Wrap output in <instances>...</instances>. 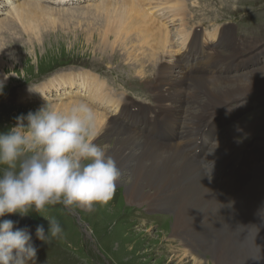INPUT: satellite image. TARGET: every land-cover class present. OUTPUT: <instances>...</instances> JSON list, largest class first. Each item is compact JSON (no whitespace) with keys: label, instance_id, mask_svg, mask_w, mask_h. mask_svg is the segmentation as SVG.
<instances>
[{"label":"bare ground","instance_id":"1","mask_svg":"<svg viewBox=\"0 0 264 264\" xmlns=\"http://www.w3.org/2000/svg\"><path fill=\"white\" fill-rule=\"evenodd\" d=\"M71 1L23 0L9 11L12 18L0 21V33L19 26V29L10 32L18 34L19 31L20 35H24L22 38L26 42L19 39L23 46H36L38 42L35 41L41 39L44 29L52 30L57 19H60L61 25L66 26L72 19H87L90 15L96 20L95 11H98L102 15L98 31L90 32L87 29L85 35L88 39L92 38L91 41L100 36L105 37V53L116 52L118 45L122 47L121 53L128 63H133L134 68L143 62L140 60L141 53L145 55L142 67H147L148 61L158 67L160 58L157 57V52H171L174 56L181 50L173 42L170 31L165 29L164 22L155 18L156 15L153 16L151 6L154 3L151 4V1L103 0L97 7L88 6L83 10L54 8L52 5L57 3L58 6H65ZM221 4L224 6L228 3ZM173 12L176 15L185 14L180 9ZM191 30L184 27L177 32L178 35L185 34L182 51L186 50L180 60L158 67L159 83L156 85L150 78L145 80L148 89L153 94L158 93L155 98L158 101L153 99L157 109L159 108L158 112L149 109L150 105H129L95 78V87L90 86L89 89L90 94L99 98L94 101L98 103L92 105L91 102L73 99L63 101L59 108L66 110L76 102H85L95 111L97 135L94 142L105 148L108 155L116 160L122 172L118 184L125 190L127 200L135 205L147 204L150 207H162L163 210H167L169 204L173 219L172 238L180 244L178 250L181 254H185V257L189 255L193 264L205 262L204 254H198L202 249H208V264H237L238 261H243L244 264H264V176L261 177L264 165L255 166L258 159L264 156V146L250 144L240 155H235L237 145L233 138L239 132L235 134L236 129L240 127L231 125L240 117L245 104L249 108L256 107L248 100V95L256 93L249 92L264 90V61L253 67L255 69L250 64L251 59L264 55V44L260 42L256 45L254 42L243 52L240 50L237 54L222 56L218 48L209 43L202 44L200 28V38L191 33ZM228 33H231V38L226 37ZM215 37L218 39L216 42L221 44L229 40L231 47L235 49L237 43L233 41V29H219ZM187 49L195 52V55L190 54L195 62L205 59V64L209 67L207 69L204 66V72L199 76L191 74V71L187 72L182 63ZM210 57L218 60H210ZM4 64L0 62V71L3 73ZM223 70H237L239 75L221 74ZM71 78L73 77H69L66 82ZM69 84L65 83V86L68 87ZM164 84H170V87L165 88ZM70 86H73L72 82ZM105 100L116 108L122 105L119 117L123 118V122L124 114H129L128 110L131 113L140 112L138 116L145 122L150 133L133 132L124 123L120 124L116 118H111L113 115L109 116L101 110L99 103L102 104ZM183 107L186 108L181 111ZM222 129H225L221 132L223 137L217 143L209 144L210 136L213 137ZM189 132L195 134L193 139H189ZM249 153L255 155L254 158L249 157L254 161L251 165L247 162ZM216 155L219 157V168L214 171L213 157ZM252 169L256 171L253 173ZM237 173L243 180L238 178ZM218 174L225 179L219 178V183L214 185L213 177L215 179ZM250 180L252 182L248 183ZM227 185L235 188L234 194L226 192ZM252 197L256 208L250 212L247 203Z\"/></svg>","mask_w":264,"mask_h":264},{"label":"rangeland","instance_id":"2","mask_svg":"<svg viewBox=\"0 0 264 264\" xmlns=\"http://www.w3.org/2000/svg\"><path fill=\"white\" fill-rule=\"evenodd\" d=\"M22 1L0 0V21L12 18L9 11ZM102 1L72 0L68 3L69 5L58 6L57 3L55 5L52 3V5L54 8L83 10L88 6L97 7ZM147 1H151V4L154 3L151 6L154 10L153 16L156 15L155 18L164 22V27L170 31L173 42L181 49L174 56L171 52L163 54L160 51L157 52V57L160 58L158 67L180 60L182 53L186 50L182 51L185 45L183 39L186 37L185 34L178 35L177 32L184 27L192 29L191 33L199 38L201 37L200 28L203 35L202 44L209 43V45L218 48L219 54L222 56L237 54L240 50L243 52L254 42L256 45L260 42L264 44V0ZM221 3L228 4L221 6ZM175 9L183 10L185 14L176 15L173 12ZM101 17L102 15L95 11L96 20L90 15L87 19H72L66 26L61 25L60 19H57L52 30L44 29L41 39L35 41L38 42L36 46H23L19 39L26 42L22 38L24 35H20L19 31L18 34L10 32L19 29V26H15L8 32L3 30L0 33V62L5 63L3 65L4 73L0 71V80H3L5 84L3 93L0 94V132H6L10 126L14 125L15 117L35 111L46 103L58 109L63 101H72L73 99L91 102L92 105L98 103L94 101L99 98L90 94L91 90L89 89L90 86L95 87V80L103 82L108 91L114 92V95L129 105H138L139 107L150 105L149 109L159 111L156 102H153L158 93L153 94L145 84V80L149 78L156 85L159 83L157 80L158 67L149 61L147 67H142V64H145V55L141 53L140 60L143 62L134 68L133 63H128L125 60V55L121 53L122 47L118 45L115 48V51L120 53L109 51L105 53L103 51L105 37L100 36L91 41L92 38L88 39V36L85 35V31L88 30L90 32L98 31ZM217 29L218 31L219 29L224 31L233 29V41L237 43L235 49L231 47L229 40L222 44L216 42L218 40L215 37L216 33L218 34ZM226 37L231 38V33L226 34ZM186 52L187 55L183 58L182 63L185 64L187 72L191 71V74L199 76L204 72V66L209 68L205 64V59L195 62L194 57L191 58L190 54L195 55L194 51L190 52L187 49ZM263 59L264 55L251 59V68L264 61ZM210 60L216 61L218 58L210 57ZM140 68H142L141 72ZM220 73L230 76L239 75L237 70L232 72L223 70ZM94 74L97 75V79ZM69 77L73 78L66 82ZM75 77L78 79H74ZM71 82L73 83L72 87L70 86ZM65 83L70 84L67 87ZM164 87L168 88L170 84H164ZM249 93H256L248 95V100L256 107L249 108L245 104L240 117L231 124L236 128L240 127L239 129L235 128V134L239 132L233 138V141L235 139L234 144L237 145L235 155H240L242 150L250 144L264 146V90H255ZM99 104L102 111L109 116L113 115L111 118H116L121 122L120 124L124 123L133 132L136 130L140 133H150L145 122L138 116L141 113L137 110L136 113H131L128 110L129 114H124L123 122V118L119 117L122 105L116 108L114 105L108 104L106 100ZM126 107L129 109L128 105ZM185 108L183 107L181 111ZM164 109L166 108L164 107ZM187 121H185L186 124ZM224 130L218 131L213 137L210 136L209 144L217 143L223 137L221 132ZM190 134L189 139H193L195 134ZM207 138L209 137L207 136ZM247 155L248 164H253V159L249 157L254 158L255 155L252 156L250 153ZM217 157V155L213 157L214 171L219 168V157ZM207 161H210V158H207ZM261 161H264V156L258 159L255 166H263L264 162ZM255 171L252 169L253 173ZM237 176L243 180L239 173ZM263 176L264 172L261 174V177ZM219 178L225 179L224 176L221 177L218 174L215 179L213 177L212 183L217 185ZM251 180L248 183L252 182ZM233 188L232 185H227L226 192L234 194L235 188ZM257 193L260 191L257 190ZM261 196H263L262 193ZM125 198L126 192L118 184L113 197L107 203L95 204L91 212L79 206L66 208L62 204H56L46 205L40 213L33 210L25 217L15 213L7 214L0 219H12L18 221L16 227L27 226L30 229L33 243L38 249L34 264H193L189 255L185 257V254H181V251L178 250L180 244L178 245L172 238L173 219L168 202L165 201L168 204V209L163 210L162 207H150L147 204L135 205L134 202ZM249 199L247 207L250 212H253L256 208L252 202L254 197ZM43 215L56 218L60 222L64 229L62 239L53 240L52 243L47 244L36 237L37 225L43 224L46 232L49 227V222ZM255 216L256 214L252 218ZM200 251L199 256L204 254L205 259V262L201 264H208L206 262L210 258V255L206 254L208 249ZM226 259L230 261L229 258ZM241 263L244 264L243 261L237 262V264Z\"/></svg>","mask_w":264,"mask_h":264},{"label":"clouds","instance_id":"3","mask_svg":"<svg viewBox=\"0 0 264 264\" xmlns=\"http://www.w3.org/2000/svg\"><path fill=\"white\" fill-rule=\"evenodd\" d=\"M4 86L0 80V94ZM15 121L0 132V217H25L56 204L91 212L113 197L122 172L114 157L94 142L97 116L87 103L76 102L66 110L46 103ZM43 216L49 227L46 232L43 224L37 225L36 237L47 244L62 239L60 222ZM16 224L0 219V264H34L38 249L30 229Z\"/></svg>","mask_w":264,"mask_h":264}]
</instances>
